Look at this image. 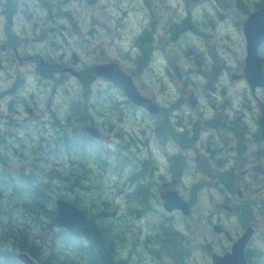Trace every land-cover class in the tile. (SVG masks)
I'll use <instances>...</instances> for the list:
<instances>
[{
	"label": "rangeland",
	"instance_id": "rangeland-1",
	"mask_svg": "<svg viewBox=\"0 0 264 264\" xmlns=\"http://www.w3.org/2000/svg\"><path fill=\"white\" fill-rule=\"evenodd\" d=\"M57 1L60 0H53V2ZM61 1L64 3V0ZM146 1L147 0H94V3H92L89 2V0H71L69 4L71 5L73 16L77 21L75 25L70 21L60 19L58 16H51V11L48 10V8H42L41 4L40 6L37 5L35 0H20L14 16L18 17L16 20L21 18V21L29 20L31 23L34 22L33 19H36L40 21V24L35 23L37 27H44L43 19L47 21L46 33L48 35V49L43 52L45 58H57L61 55V50L53 48L54 40H61L59 43L66 45L64 47H66L65 49L68 53H72V50H69L72 47V43L74 47L78 48V52L75 55L70 54L67 55L66 58L70 59L74 57L78 59L81 66L89 67L96 62L108 61L111 59L120 61L124 66H129V64H135V59L139 54V49L136 50V48L134 51H131V47L136 45L138 37L143 33L142 31H144L145 26L151 22L152 16L155 15L154 18H157V21L159 19V32L157 36L160 37L165 34L163 32L164 30H168L169 24L172 26L173 21L180 19V16L186 14L187 8L190 6L194 11V16L197 21L191 19L185 23L177 24L183 27L182 30L185 28V31L178 32L175 37L178 38L186 32H192L185 34L178 43L171 42L167 46V48L173 50L175 54L173 59L165 53H163L164 57L161 56V53L158 54L163 61L161 59L157 60L155 64L157 73L154 75H158L160 71H165V68L167 73L171 71L170 74L174 79L176 78L174 72L175 68L182 70V72H190L188 77L189 82L185 83H187L186 88L189 92L193 90L198 94V97H194L196 101L194 105L202 107L207 106V91H212L211 95L219 98L223 97L224 93L215 88H203L200 84L204 81V78L202 74L195 71V68L198 65L197 58L203 62L205 57L206 61L210 63L213 58L210 52L216 51L219 54L218 60L220 63L228 65L229 68L223 70L220 78L222 80L221 83H219V85H213L215 87L220 86V89L224 88L227 95L234 98L236 103H241L243 106L250 104V113H248L249 121L252 118L251 115H258V105L256 106L255 104L257 99L255 100L253 97L247 81L245 79L233 78V73L242 72L244 60L246 58V38L241 26V23H243L248 15L246 7L248 6L249 9H253L255 3L260 0H246L245 6L243 0H190L191 2L189 3H187V0H149L152 3L151 6H149ZM7 3L8 0H0V26H3L5 22L6 15L4 14V8ZM159 13L163 14L164 17ZM211 19H214L212 23L210 22ZM64 22H66L67 26L65 33L71 35V38L68 40L69 43L58 30L52 32L50 29L52 27L58 29ZM197 22L199 25H197ZM198 27L201 31L206 30L207 34L210 36H203V38L198 37L199 34L195 32L198 30ZM24 31L31 45L33 40L31 35L34 33V28L32 26H27ZM87 47L92 49L87 51ZM201 53L204 54V57ZM261 55L264 58V47L261 50ZM194 62H196L197 65ZM152 79L156 80L152 81ZM165 80L166 82H163L159 76H152V74H150L148 78L144 80L145 86L142 85L140 79H137V82L143 91L154 92L156 98L164 105L170 98L177 96V88L181 85L183 86L184 83L183 80L181 85L176 83L175 86L174 81L171 80V82H169L170 79L166 77V74ZM50 82L51 81H48V83ZM66 82L70 83V79L59 85L52 82L57 89L58 95L57 103L55 104L56 107H59L62 101L68 104L71 98L78 94L77 86L73 88L68 84V88H66ZM72 82L75 85L78 84L74 79H72ZM204 83L207 84L205 81ZM99 88H107L105 92L109 98H111V109L107 112L106 109H103L101 112L98 109V113H96L98 124L103 127L106 133V139H108L107 137L110 135H115L112 131L116 132L118 130H123L126 133L128 131L132 133L134 130L135 133V130L139 126L138 119H140V117L141 126H143L142 117L144 114L141 113L140 115V112L127 110V104L124 103L125 98L121 93L113 88H109L106 84H100ZM34 90L35 86H32V95L38 92ZM258 95L261 100L264 101V93H262L261 90L258 92ZM171 102L172 100L169 101L168 104H171ZM120 109L124 110L121 111ZM62 110L67 111V107L64 106ZM52 119H55L54 114ZM107 124H112V126L110 127ZM136 138L137 135L136 137L127 135L120 136V145L116 150L121 156H123L122 152L125 148L133 147L131 150L124 152L128 154L136 148H138V151H141V143H139ZM37 139L40 141L44 139L43 142L48 144V147L45 146L43 149H39L38 147L36 148V142H31L28 149L22 148L19 150L16 148L12 152V154L15 153L18 155L19 158H16V160L21 161L19 162L21 166L20 177L26 174H32L34 177H37L42 173L41 178L43 181L39 184L42 183L43 189L45 190L44 192L50 195V201H52L55 195L62 194L66 192V189H70L72 197L79 198L81 203L86 204L89 202L87 206L89 209H92V207L97 208L95 203L91 200L100 198L103 191L102 195L104 196V202H102L100 206L106 213H111V216L104 215L105 213H103L101 220L107 227H111V224H115L112 225L110 229H113V234H115V231L117 234H122L123 240L120 241V244L125 247V257L130 258L134 262H138L140 255L139 251L141 250V246L138 244L143 243L141 240H144L146 237L148 225L138 220L141 218L138 213L128 212L129 206L125 201V195H122V193L124 194L123 191L125 188L122 193L119 191V185L124 182V180L122 181L121 175H118L115 171L118 166L122 165L120 158L117 165L111 163L109 165L107 162L108 154L105 152V148H98L101 155L99 157L94 156L90 154L91 144H86L82 141V145L85 147V150H82V154L85 159L82 160L78 158L77 155H74L73 160H79L80 162L78 165H76L77 162H74L76 168L74 167L75 169H73V165L71 164L72 155L70 153V155L67 154L68 151L65 149L64 143L63 147L59 148L54 144L56 139L54 130L38 136ZM5 154L7 153L5 152ZM115 157L116 154L114 153L111 161ZM33 163L42 168H32ZM7 170V167L1 168L0 165V184H3L0 186H5L6 195H8L11 190L8 188V184L10 180L15 177L9 175L6 172ZM102 173H106V175L103 176L104 182H101L99 179V175ZM77 175H81V178L77 179ZM2 180L4 181L2 182ZM77 181H79V183H77ZM260 187V182H254L252 190L254 195L258 194V198L264 196V191L261 190L259 192ZM11 194L12 195L7 196V200L12 201V204H14L17 201H13L17 198L12 190ZM215 197L218 196L216 195ZM3 203L5 202H3V197L0 194V210L5 207ZM203 206L205 209H208V213L204 210H199L194 212L189 218H182L183 223L181 226L179 225V228L184 227L185 224H190L192 226L191 230L187 233L188 237L193 242L191 261L193 263L211 264V256L208 254L206 247H201L200 249V245L209 246L217 253L229 245V240L224 236L214 233V224L211 220L220 219L219 223H222L226 228L228 227L230 233H233L234 229L237 228L238 222L236 218L230 217L224 212L217 216L210 215L211 201L208 199L203 201ZM203 206L201 207L203 208ZM30 208L31 204L29 202L26 203V209L28 210ZM112 216L113 220L111 219ZM135 216L138 219L135 218ZM41 217L42 218L37 219H26L25 223L18 220L13 224V229L20 232V229H22L21 226L25 224L23 229H27L28 232L32 234L33 231H36L35 235H39L37 231L41 228L39 223L50 222V219L46 215L42 214ZM263 222L264 221L259 222L260 226H263ZM119 223L120 225H118ZM216 223H218V221H216ZM118 226H120L119 229ZM133 227L137 230L135 231V233L137 232L136 235L132 230ZM139 227H142V232L138 230ZM57 232L58 231L54 229V233ZM140 233L141 238L139 239L138 234ZM124 236H126L127 242H125ZM1 240L2 234L0 233V241ZM135 245H138V247L136 248ZM41 249L46 250L44 247ZM132 249L134 253L130 254ZM76 259L77 258L73 260L75 264ZM82 264L84 263L82 262Z\"/></svg>",
	"mask_w": 264,
	"mask_h": 264
},
{
	"label": "flooded vegetation",
	"instance_id": "flooded-vegetation-1",
	"mask_svg": "<svg viewBox=\"0 0 264 264\" xmlns=\"http://www.w3.org/2000/svg\"><path fill=\"white\" fill-rule=\"evenodd\" d=\"M15 29L16 31L1 33L3 35L0 36L5 40L4 43L0 42V147L10 146L6 149L0 148V165L7 167V163L21 162L16 160L19 157L12 152L16 148L28 149L31 142H36L39 149L48 147V144L43 142L44 139L40 141L37 137L54 130L58 137V148L63 147L65 140H69L71 152L66 147L65 149L68 155H72L71 164L75 169L74 162L78 165L80 161L73 160L74 155L85 159L82 153L79 154V150H85V147L81 140L71 135L69 127L80 119L95 117L93 114L98 113V109L100 112L106 109L107 112L111 109V98L106 100V92L99 91L97 95L100 99L92 103L69 101L67 104L62 101L59 107H56L58 95L52 82L59 85V79L52 77L49 80L46 75L47 68L43 69L45 64L40 63L39 68L33 63L39 57L38 50L41 49V41L46 37V32L36 33L30 45L23 27L18 24ZM56 60L47 58V63L55 64ZM57 67H62V64L57 63ZM53 74H56L55 70ZM32 78H36L38 82H32ZM32 86H35V92L38 91L33 95ZM207 98L210 105L207 108L192 106L191 100L190 104L176 101L173 103V111H165L158 117L144 116L143 126L136 129V139L141 143V157L136 166L127 168L126 185L131 186H126L123 192L126 203H132L134 206L133 210L128 212L136 211L141 215L143 223L154 225L158 234L156 240L151 237L141 240L143 243L138 244L141 246L139 261L130 260L127 264H187L189 256L193 253L192 248L187 246L190 241L186 238L187 229L183 231V239L179 241L184 249L183 262L177 263L171 257L154 254L157 252L155 247L162 240L168 244L178 241L177 237L174 240L175 234L170 223L161 217H154L160 207L164 209L163 195L171 190H178L193 209L204 196L213 198L216 193H220L223 195L222 201H214L212 213H220V208H223L235 217H240V212H243L254 218L243 224L241 217H238L241 229L249 225L254 226V240L246 247L245 253L253 259L257 255L262 236L259 221L264 220V196L258 198L257 194L253 198L247 197L248 194H254L250 189L249 179L260 182L259 192L264 191V138L257 127V116L252 117L254 126L248 117H230L232 114L224 116L218 106L219 101L210 96ZM64 106L67 111L62 110ZM211 107L215 113L208 111ZM39 114L45 118V123L35 120ZM4 124H7L9 130L2 127ZM31 129L34 133H29ZM66 134L70 135L69 138L65 137ZM132 148L123 150V156L120 157L122 165L126 163L125 158L129 155L124 152ZM147 150L149 153H146ZM105 152L108 154L107 162L110 165L114 153L107 148ZM146 156L150 158L145 160ZM79 178L81 175H77V179ZM129 190L134 192V197L129 196ZM195 198L198 199L196 203ZM177 213L179 211L171 215L175 217ZM243 220L248 222L249 218ZM238 233L232 237L227 234L226 238L234 242L242 234L240 230ZM132 252L133 249L130 253Z\"/></svg>",
	"mask_w": 264,
	"mask_h": 264
},
{
	"label": "trees",
	"instance_id": "trees-1",
	"mask_svg": "<svg viewBox=\"0 0 264 264\" xmlns=\"http://www.w3.org/2000/svg\"><path fill=\"white\" fill-rule=\"evenodd\" d=\"M263 3L264 0H262L258 5H262ZM12 12L13 10H7L9 17ZM146 39L151 40V36ZM141 42L144 45V39H141ZM151 52L152 46L149 48L144 45L141 53V68L144 64H146V62H148ZM69 136V134L65 135L67 138H69ZM57 139L58 137L56 136L54 141L55 146L58 145ZM63 143L64 146L71 152L69 140H65ZM81 153L82 150H79V154ZM81 159L83 160L82 157ZM32 168L42 167L33 163ZM41 174L37 177H34L32 174H26L23 175V177H20L19 174L16 178H12L8 184V188L15 193L17 198L13 202H17L12 204L11 201L12 205L10 204L8 209L4 207V209L0 210V233L2 234V240L0 241V264H23L17 258V251H27L37 260L38 264H75L73 261L75 258H77L76 264H82V262L84 264H103L93 245L86 243L84 239L70 235L63 228H56L58 232L54 233L56 225V210L50 207V195L44 192L45 190L43 189L42 183L39 184L43 181ZM44 179L46 181L45 177ZM3 181L4 180H2V182ZM77 183H79V181H77ZM0 194L7 196L5 190H1ZM73 198L80 201L77 197ZM28 202L31 204V208L27 210L26 203ZM75 203L77 202L75 201ZM42 214L46 215L50 219V222L47 221L43 223L41 222V224L39 223L40 227H48V230H41V228L38 229L41 231L39 235L35 236L34 232L32 234L28 232L27 229H23L25 224L21 226L22 229H20V232L13 229V224L18 220L25 223L26 219L42 218ZM99 214L96 213L93 216L100 221L103 214ZM104 215L111 216V213H106ZM111 219L113 220V216ZM100 223L102 224L103 222L100 221ZM112 225L115 224H111V227ZM118 225H120V223ZM111 227L102 226L104 232L109 238L111 249L115 251L114 241L117 238L113 235V229H110ZM173 231L175 234H173L175 236V240L176 237H180V233L176 229ZM115 235H118L120 239L123 240L122 234H117L115 231ZM161 244L162 247L159 246V249L155 254L168 258L170 256L177 262L182 260V253L184 249L182 248L180 242L176 241L173 244H168L162 240ZM43 247L46 250L41 249ZM261 261H263V263H261ZM251 264H264V256Z\"/></svg>",
	"mask_w": 264,
	"mask_h": 264
},
{
	"label": "water",
	"instance_id": "water-1",
	"mask_svg": "<svg viewBox=\"0 0 264 264\" xmlns=\"http://www.w3.org/2000/svg\"><path fill=\"white\" fill-rule=\"evenodd\" d=\"M244 31L248 40L247 67L245 74L252 86H264V70L260 64V59L257 53L258 46L264 41V7L252 12L244 24ZM69 71L79 76V72L69 68ZM95 71L101 75H105L109 80L119 85L137 105H141L155 112L156 105L152 100L144 95H140L132 78L126 75L118 64H100L95 67ZM262 134L264 136V107L262 108V115L259 118ZM89 132L98 136L99 131L92 128ZM174 207H183L178 202H171L168 205L169 209ZM57 222L64 226L71 234L77 237H86L95 246L101 260L104 264H118L114 255L108 248L107 239L99 227L97 222L86 216V214L74 206L72 203L60 200L58 202V216ZM216 230H221L216 226ZM250 233H246L242 238L233 245V252L226 255H214V264H247L244 256V248L249 240ZM19 258L26 264H33L32 258L26 253L19 254Z\"/></svg>",
	"mask_w": 264,
	"mask_h": 264
},
{
	"label": "bare ground",
	"instance_id": "bare-ground-1",
	"mask_svg": "<svg viewBox=\"0 0 264 264\" xmlns=\"http://www.w3.org/2000/svg\"><path fill=\"white\" fill-rule=\"evenodd\" d=\"M182 28L183 27H181V26H178L177 24H176V26L172 29V32H173V36L175 37L176 36V34L178 33V32H184L185 31V28L182 30ZM200 85H202L203 86V88H211V89H213L214 87H212V86H210V85H208V84H205L204 83V81L203 82H201V84ZM208 92V96H210V97H213V99H215L216 101H220L219 99V97H217V96H213V95H211V92L212 91H207ZM69 144V143H68ZM126 144V143H125ZM37 148V147H36ZM103 151V150H102ZM16 156H18V155H16ZM79 158V157H78ZM105 159V158H104ZM79 161V160H78ZM1 168H3V167H1ZM141 189V188H140ZM137 196V195H136ZM51 202V201H50ZM81 202V201H80ZM137 203V202H136ZM139 215V214H138ZM141 216V215H140ZM100 221L102 222V220H101V218H100ZM103 224V223H102ZM104 225V224H103ZM105 226V225H104ZM105 233V232H104ZM177 239H178V242L180 241V237H177ZM10 260V259H9Z\"/></svg>",
	"mask_w": 264,
	"mask_h": 264
}]
</instances>
